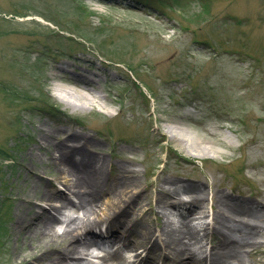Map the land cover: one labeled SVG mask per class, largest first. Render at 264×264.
Returning <instances> with one entry per match:
<instances>
[{
	"label": "rangeland",
	"instance_id": "374dc122",
	"mask_svg": "<svg viewBox=\"0 0 264 264\" xmlns=\"http://www.w3.org/2000/svg\"><path fill=\"white\" fill-rule=\"evenodd\" d=\"M75 91L74 102L60 95ZM170 125L212 148L179 145ZM64 143L79 152L67 157ZM84 155L101 165L103 185L90 218L122 202L110 224L127 227L110 236L100 223L75 240L84 254L62 264H103L115 251L126 264L168 258L164 228L188 230L194 239L183 242L207 264L221 231L245 244L246 264H264V0H0V264L49 244L19 231L20 217L46 211L58 231L83 218L64 170ZM186 184L199 187L194 203ZM45 190L73 206L54 210ZM223 196L263 215L260 228L227 221ZM49 254L43 263L62 260Z\"/></svg>",
	"mask_w": 264,
	"mask_h": 264
},
{
	"label": "bare ground",
	"instance_id": "6f19581e",
	"mask_svg": "<svg viewBox=\"0 0 264 264\" xmlns=\"http://www.w3.org/2000/svg\"><path fill=\"white\" fill-rule=\"evenodd\" d=\"M84 76V75H82ZM56 90H61L60 87L56 88ZM75 94H71L67 92L66 94H60L61 97L70 102H74V100L81 99L82 94L75 91ZM77 95V98L74 96ZM88 103H91L90 100ZM171 129V136L170 138L174 141H176L179 145H183L186 148L191 147L194 150H198L200 152H204V150L211 149L212 147L210 145H204L205 143L200 140L194 133L190 132V138L191 141L188 142L186 140H183L182 137H180V134H185L184 132H181L179 127L177 125H170ZM189 133V132H187ZM70 139L73 141H76L77 143L83 142L81 139L77 138L75 135L69 136ZM225 138V137H224ZM75 139V140H74ZM77 139V140H76ZM228 141L229 138H226ZM67 143V140H65ZM207 143V142H206ZM64 143L63 148H65L68 153H66V156L68 157L71 153H78V149H76L75 145L70 144L69 147L65 146ZM71 161H67V165L69 166V169L64 170L68 173V175H72L75 177V179L68 183L69 187H73L77 190V193L80 196L79 204L77 205V209L83 210V218H74L69 219L66 222L65 228L63 231H58L54 227V223L57 221H60L58 218H56L53 215H49L46 213V211H42L41 214L39 213H33L30 215L22 216L18 219V222L16 223V228L19 229V231H28V233L31 230H35L34 234L36 237H40L41 239H46L49 244L47 246L41 247L39 249L34 248V251L31 252L29 256H24L19 259V261H15V264H31L36 261L43 263L44 260L47 259V257H50L49 251L54 250L56 254L59 256L60 261L55 264H62L63 261L70 259V260H78L84 253L80 251V247L76 245V241L79 239H83L88 235L89 233H93L94 228L99 225L100 223L108 222L106 225V230L110 232V236H113L115 232L119 231L121 228L124 229V227H127L126 224L120 223H112L110 224L112 218L116 214L115 212L118 211L119 205L122 202H119L115 207L111 208L110 210H107L105 213L106 215L102 218H99V216H95L94 218H90L92 214L96 211V205H98V202L100 203V199L103 194V185L100 181L101 179V165L98 166L94 164V160L89 158L88 156L84 155L80 157L79 159H73V157H69ZM68 158V159H69ZM67 159V158H66ZM59 169V167H58ZM64 169V168H63ZM62 169V171H63ZM84 173H79V172ZM77 173V174H75ZM82 174L83 176L79 175ZM166 183L173 184L174 182L171 179H166ZM86 187L87 191L82 195L80 189ZM182 190L188 191V198L189 202L194 203L199 199L198 190L199 187L193 186L191 184L182 185ZM42 197L48 201V202H55L58 201V205L54 206V210L60 212L63 209H69L70 206H73V203L61 196L60 193L52 192L51 190H45L42 193ZM226 196H223V198L220 199V204L223 206L224 210L230 212L229 219L227 221H231L234 223L235 226L239 228H244L247 231H250L252 229H258L260 228V221L262 220L261 217L263 215H258L257 212H253L248 210L247 211V203L244 207L241 202L233 201L232 198L229 197V200H225ZM117 198H113L110 200L106 206H112V203L116 201ZM181 199H178L176 201L171 200L170 198H158L156 202L158 204L164 205V206H173L178 205L181 202ZM231 202V203H230ZM243 206V207H242ZM237 215L241 217L246 218H237ZM248 216V217H247ZM222 227H225L227 230L232 231L233 228L226 225V223L222 220L219 223ZM34 227V228H33ZM244 229H242L244 231ZM140 233L142 237H145L146 242H149L150 235L146 236L147 230L142 228H135L134 231H137ZM164 231L166 237L170 240V245H168L167 253L165 254L166 257H168L171 261V264H207L204 260V258H200L196 256L190 248H188V245L183 242L182 239L187 237L188 239H194V236L187 230L184 231L182 229H174V228H164ZM221 231V230H220ZM219 233V232H218ZM220 235V241L218 248L221 249V251H218L213 254L212 262L211 264H219L220 261H235L237 264H246L244 255L242 254V247L245 244H242V242L234 241L232 240L228 234L223 233L221 231L219 233ZM217 234V236H219ZM119 234L115 235V237H118ZM66 240V241H65ZM118 238H116V241ZM63 242L65 241V244L62 247L55 246L57 242ZM123 242V240H122ZM121 242V243H122ZM145 242V243H146ZM149 244V243H148ZM124 245V243H123ZM173 245V246H172ZM89 247V245H87ZM131 246V245H130ZM141 246V245H140ZM155 247V244H150V247ZM171 246V247H170ZM151 249V248H150ZM156 249V248H155ZM206 249V248H205ZM204 249V251H205ZM135 256H139V252L135 253ZM164 256V257H165ZM38 257L41 259L38 260ZM159 260L157 261L154 257H150L149 259L145 258H139V260H136L139 262L140 260L143 262V264H162V261L164 259L161 256H158ZM161 262L159 263V261ZM101 261L103 264H126L124 258L117 253V251L112 253H106L102 256ZM210 262V261H209ZM35 264V263H34Z\"/></svg>",
	"mask_w": 264,
	"mask_h": 264
}]
</instances>
